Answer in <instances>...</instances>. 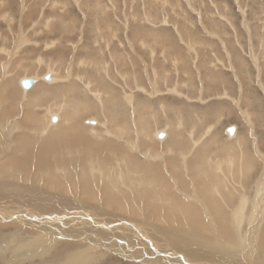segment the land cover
Wrapping results in <instances>:
<instances>
[{
    "label": "rangeland",
    "instance_id": "374dc122",
    "mask_svg": "<svg viewBox=\"0 0 264 264\" xmlns=\"http://www.w3.org/2000/svg\"><path fill=\"white\" fill-rule=\"evenodd\" d=\"M57 26L63 27L64 31L56 29ZM109 51L114 55L110 56ZM53 58L61 59L55 65L47 63ZM96 59L104 64L114 62L112 76L119 84L109 80L111 85L120 91L123 101L125 88L132 87L130 95L135 93L143 98L149 107L147 115L156 121L150 126L147 146L137 145L140 150L130 153H134L137 160L151 162L168 183V192L184 202H189L196 194L202 203L196 200L195 205L207 210L204 200L208 196L202 190H208L223 209L224 219L231 223V228L226 227L225 234L220 235L223 243L219 241L212 245L214 252L195 243L189 247L185 245V252L195 255V258L205 253L204 263L264 264V0H0V90L4 86V78H15L13 90L20 96L21 92L32 89H24L19 84L21 77L35 78V84L42 86H51L49 80L42 77L47 73L57 72L60 76L69 71V76L67 73L63 78L79 79L78 63L80 71L87 74L84 82L90 85L93 75L89 64ZM124 70H129L128 76ZM129 74L132 76L130 84L126 80ZM134 81L142 89L135 88ZM21 97L14 101V108L9 103L2 106L0 122L4 128L0 129V150L3 149L2 140L7 138L5 134H9L7 130L13 133V138L17 137L14 131L16 123L28 125L22 121L24 103ZM90 98L94 102L102 101L94 91H91ZM39 104L35 112L45 113L43 103ZM104 112L83 116L81 123L101 133L104 121L101 113ZM52 115L59 118L55 111ZM89 119L95 120V124L89 125ZM50 120H46V126L58 123V119L52 123ZM230 125L236 127V136L240 135L241 140L244 137L247 141L243 149L233 142L234 134L226 132ZM158 131L164 132L163 138L154 135ZM216 139L222 141V145L217 144ZM200 155L205 161H201ZM77 158L74 156L72 163H76ZM246 161L250 164L246 165ZM13 163L19 169H15L13 164L7 168L9 181L28 186V191L36 187L45 194L48 191L60 193L66 200L64 203L72 209L98 212V207L103 212L122 214V217L144 227L147 226L141 223L143 221L152 225L169 224L163 209H160L161 219L153 220L156 215L148 211L135 193H131L129 199L125 194L121 197L125 209L118 212L113 207L102 206L104 193L99 184L91 186L95 198L82 192V182L75 180L77 187L73 188L65 177L63 186L59 187L57 183L49 188L48 174L36 173L37 156L32 155L26 173H21V165L16 160L13 159ZM197 165L203 167L198 169ZM72 167L76 168L72 175L78 177V167ZM192 167L197 168L194 170ZM35 174L37 178H34ZM209 176L214 177L210 180ZM57 197L59 199L58 194ZM44 198L32 196L29 201L43 205L51 213L62 212L64 205L60 199L48 201ZM19 205H24L21 200ZM130 206L134 209L128 208ZM10 211L15 217H9L11 220L22 212L18 209ZM5 216L0 213V264H73L76 260L79 262L75 264H169L161 260L162 257L151 258L155 252L137 245L145 242L140 237L143 236L141 233L130 232L129 243H123L125 237H118L120 234L104 238L103 227L93 226L82 213L71 214V217H82L81 229V219L76 218L78 222H74L79 229L76 232L60 225L48 232L38 229V234L29 225L5 222ZM201 219L210 222L204 213ZM219 223L222 225L223 222ZM219 223L214 225L219 227ZM170 225L178 227L174 221ZM39 233L40 237L33 239ZM204 233L214 240L212 233ZM155 234L147 236L161 246L171 244L162 235ZM106 239L114 241L103 245ZM118 241L128 252L117 249ZM223 246L225 252L220 250Z\"/></svg>",
    "mask_w": 264,
    "mask_h": 264
},
{
    "label": "bare ground",
    "instance_id": "6f19581e",
    "mask_svg": "<svg viewBox=\"0 0 264 264\" xmlns=\"http://www.w3.org/2000/svg\"><path fill=\"white\" fill-rule=\"evenodd\" d=\"M90 11L92 12L93 10L90 9ZM105 26L107 27V25ZM56 29L60 31H64V28L61 26H57ZM109 55L110 56L114 55V53L109 51ZM115 56L118 57V55ZM56 58L51 59L50 60L51 62H47V63L50 64L52 63V65L53 64L55 65L56 61H59L61 59L60 58L56 60ZM109 63L110 62H106L104 64L100 59H96L89 64L90 74L93 75L92 76L93 81L92 83H90V85L84 82V79L87 76V74L82 73L80 71L79 68L80 63H78L79 67L78 69H76L77 72H80V78L79 79L74 78L73 81L77 79V81L75 82L72 81L73 78H71V80L69 78H63L65 77V74H67L69 71L67 73H63L60 76L57 74V72L55 74L49 73L50 74V78L48 79L49 81L46 80L44 76H42L44 80L48 81L49 84H51V86H45V85L42 86L35 84L36 82L35 78H31L33 80V83L31 85L32 89L30 91L26 90L25 92H21L22 94L21 96L23 98L20 95H18L19 93L17 94L15 92L16 90L15 91L13 90L15 78H6V79L4 78V86L0 90V114L2 112V106L4 103H9L11 107L14 108V106H16L14 101L17 99V97L18 98L21 97V100L24 103L23 104L24 112L22 116L23 117L22 121L28 125H26L25 127V126H21L19 123H16V129L14 131L17 132V137L12 138L13 133L12 132L10 133V131L7 130L6 132H9V134H5L7 138L2 140L3 149L0 150V213H4L7 215L5 216V222L7 221L13 223L19 222L22 224L29 225L33 228L34 231H37L36 232L37 234H38V229H42V230L45 229L44 231L48 232L60 225H63L64 226L63 228H67L70 230L74 229L75 230L74 232H76L79 229L77 225L74 224V222L76 221V218L77 219L80 218L81 221L79 222V226L81 229L83 225L82 217L80 216L76 218L71 217V214L82 213L85 215L83 216L85 219H90L92 221L93 226L103 227L102 232L104 238L114 237L120 234L118 235V237L121 235L122 237H125L124 240L122 239L123 243L124 242L129 243L128 235L130 232L141 233L143 236L140 237L144 239L145 242L137 245H140L141 247L145 248V250L148 248L151 249V251L155 252V254H153L151 258L159 259L162 257L161 260H164L166 263L169 264H175L179 261L184 262L183 264H199L198 263L199 261L201 263H204L203 255L205 253H200L201 250H198V252L200 253L199 255L201 256L198 255V257L200 258H195L194 257L195 255L192 256L193 254H188V251L185 252L186 249L184 250V246L186 245L187 247H189L188 245L195 243L198 244L199 247L201 246V248L204 247L205 249H209V251L213 250L214 252L215 249L212 247V245L214 244V242L218 243L219 241L220 242L223 241L220 235L225 234L226 227L228 229L231 228L230 226L231 223L229 222L227 223V220L224 219L225 214L223 209H221V206L218 205L219 202L215 200V198L211 197V194L208 190H202V193L204 194L205 192L206 197L208 196L206 199L204 198L205 199L204 202L207 206V210L206 207L201 208L195 205L196 200L200 204L202 203V201L199 199L198 195L196 194H194L195 196L192 197L190 201L188 200L189 202H187V200L186 202H184L176 195L168 192L169 191L168 183L163 178L161 172L156 170L154 168L155 166L151 162H148V160L145 159H143V161L137 160L134 153H130L140 150V147L147 146L150 135L149 131L151 129L150 126L151 124H153V122L154 124H156V121L152 120L154 118L151 115L150 117L149 115H147L149 114V107L146 101L143 98L140 99L138 96H136L135 93L133 94V96L130 95L129 91L130 89H132V87L125 88V96H124L125 101L122 100L120 91L115 89L114 86H112L111 83L109 82V80H114L116 83H118V80H116L112 76L114 72L112 67L115 66V64L114 62H111L110 64ZM50 64L49 65L45 64V65L50 66ZM31 66L33 65L31 64ZM153 67L155 68V65ZM128 71L129 70L125 71L127 76H128ZM69 73L67 74L68 76ZM134 75H139V74L135 73ZM60 77H62V79H60ZM130 77L132 78V76L130 75L129 78L126 79L129 80V84L131 83ZM125 78H123V80H125ZM155 79H157V76ZM21 80L22 77L18 79L20 85H21ZM80 83H84L85 85H80ZM134 84H135V88L142 89L138 85L137 81H134ZM91 91L97 93V97L99 99H102V101L94 102V100L90 98ZM149 93L150 92H148V94ZM7 94L11 96H8ZM40 102L43 103L45 110V113L42 114L35 112L37 111L35 110L36 108H38L37 106L41 105L39 104ZM102 110H104L105 112L104 114L101 113V116L102 117L104 116L103 118L104 121L101 124V127H103L101 133L92 130L93 128L90 126H86L81 123V118L83 116H91L97 114L98 112H101ZM52 111H55V113L58 114L59 118L54 117L52 115ZM47 117L51 119L50 122L58 119L57 121L58 123L51 126L50 125L46 126V120L48 119ZM1 123L2 122H0V129L1 127L4 128V124ZM87 123H89V125L95 124V120L89 119L87 120ZM187 123L189 122L187 121ZM227 128H226V132H227ZM2 130L4 131V129ZM92 133L94 134L92 135ZM155 134L156 136H158L159 139L163 138L164 136V132L162 131L155 132L154 135ZM160 134L163 135L161 138L159 137ZM234 136L235 137L232 139L234 140L233 142H236L239 145L240 149L241 148L243 149V145L244 144L247 145V141L244 140L243 136H242L243 140H241L242 138L239 137L240 135L236 136L234 134ZM120 140L124 142V145L121 143ZM215 142L217 144L220 143L219 145H222L221 143L222 141H219L218 139H216ZM224 142H228V141H224ZM137 145H139L140 147ZM137 147H139V149H137ZM33 154L37 156L38 168L36 170V173L48 174L47 183L49 184V188H52V184L56 185L57 183L59 184V187L63 186L65 183L63 178L65 177L64 179H66L70 183V186L72 185L73 188L77 187L76 182L78 183L82 182L84 188L82 192L85 194H89L93 196V198H95L93 188H91V186L93 184H99L101 185L104 193V201L102 206L103 207L109 206V208L113 207L118 212H121L122 209H125V205L122 203L123 199H121V197L125 194L127 199H129L131 193H135L145 203L148 211L156 215L154 219L152 218L153 220L156 221L161 219L159 214H160V209H163V214L166 217L165 220H168L169 224L167 226H161L155 224L152 225V223L147 224L145 221H143L144 223L140 221L142 224L147 226L144 227L141 226L139 222L132 221L131 219L126 218L125 216L122 217L121 216L122 214H113L107 210H104L103 212L98 207H97L98 212L92 211V209H82V210L72 209L67 205L68 203L67 204L64 203L66 200L61 198L62 194L60 193L57 192L53 193L51 191L50 192L48 191L45 194L38 191L36 187H34L35 190L28 191L26 190L27 188H29L28 186L18 185L14 182L9 181L8 179L9 174H7V168L12 167L11 164H13V167H15V169H19L18 166L15 163H13V159L16 160L21 165V173H26L29 170V164ZM104 155H106L107 157L104 158ZM74 156H77L80 159V160L78 158L75 159L76 163H72V158ZM199 158L201 159V155L199 156ZM195 159L197 158H194V160ZM203 161L205 160L203 159ZM202 162H198V163H202ZM241 163H243V161ZM248 164L250 163L246 161V165ZM72 166L78 167L77 168L79 169L78 177L72 175L73 170L76 169L73 168ZM197 167L199 169L200 165H197ZM242 167L245 168L244 166ZM196 168L193 169L196 170ZM208 172L210 171L208 170ZM37 174L34 175V178H37ZM200 176L201 175L199 174V177ZM213 177H210V180H212ZM199 191L200 188H198V193ZM207 192H209L208 193L209 195L207 194ZM57 194L59 195V199L61 200L62 205H64L62 206V212L59 211V213H51V210L44 207L43 205L29 201V199L32 196H36V197L45 196L44 199L48 201L59 200ZM20 200L23 202L24 205H19ZM240 203L239 206L241 205ZM128 208L134 209L133 206H130ZM11 209L12 210L18 209L19 211L22 210V212L19 214V217L16 218L18 220L16 219L11 220L15 218L12 212L10 211ZM202 213L208 215L210 222L207 223L206 220L201 219ZM9 217H11V219ZM148 217L150 218V216ZM172 221L176 222L178 224V227H172L170 225V222ZM221 221L223 222L222 225H220L219 223ZM77 222L78 221H76L75 223ZM215 222L219 223V227L216 226V224L214 225ZM206 231L212 233V235H214V240L216 239V241L210 240L208 236H206L204 233ZM156 232H158V234H155ZM152 234L162 235L166 240V242L168 240L171 244L167 243L164 246L159 245L151 236H147ZM35 235L33 236L34 238L33 237L32 238L37 240L41 234L39 233V235L36 236ZM248 240L251 239L248 238ZM107 241L108 244H110L111 241L114 240L106 239L104 240L103 245L105 244L107 245ZM242 242L244 243V241ZM113 243L116 244L115 242ZM241 245L239 247H241ZM116 246L118 250H121V252L122 251L128 252V249L122 247L119 241L116 244ZM124 246L127 245L125 244ZM222 248H224V246L221 247L220 250H222V252H225L224 251L225 249ZM242 250H244V247ZM215 253H217V251ZM78 262L79 261L76 260L74 261L73 264ZM204 264H211V262L208 261L207 263Z\"/></svg>",
    "mask_w": 264,
    "mask_h": 264
},
{
    "label": "water",
    "instance_id": "95a60500",
    "mask_svg": "<svg viewBox=\"0 0 264 264\" xmlns=\"http://www.w3.org/2000/svg\"><path fill=\"white\" fill-rule=\"evenodd\" d=\"M44 78H45L46 80H48V79L50 78V74L47 73V74L44 76ZM32 83H33V80H32L31 78H24V79L21 80V86H22L24 89H28V88H30L31 85H32ZM234 131H235V127H234V126H229V127L227 128V132H228V134H230V135H232ZM162 136H163V135L160 134L159 137L161 138Z\"/></svg>",
    "mask_w": 264,
    "mask_h": 264
}]
</instances>
